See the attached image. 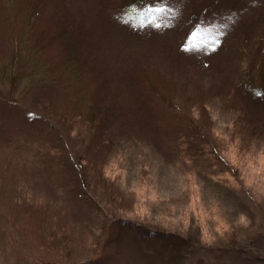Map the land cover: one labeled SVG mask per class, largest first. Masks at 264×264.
<instances>
[{"label":"rangeland","instance_id":"1","mask_svg":"<svg viewBox=\"0 0 264 264\" xmlns=\"http://www.w3.org/2000/svg\"><path fill=\"white\" fill-rule=\"evenodd\" d=\"M133 1L0 0V264H264V0Z\"/></svg>","mask_w":264,"mask_h":264},{"label":"trees","instance_id":"2","mask_svg":"<svg viewBox=\"0 0 264 264\" xmlns=\"http://www.w3.org/2000/svg\"><path fill=\"white\" fill-rule=\"evenodd\" d=\"M136 2H137L136 0L133 1L132 6L133 7H139L140 8L139 12H142V13L145 12L146 7H148V5H145V4L143 5L141 2H139L138 4L135 5ZM139 16H143V15H139ZM250 91H252V87H251ZM256 135H257V132H253V137H256ZM213 147H216L213 142L209 143V144H205V146L203 145V148H201V152L200 153H203L206 148L208 150L210 149L211 153H213ZM221 155H222V153H221ZM222 157H224V156L222 155ZM222 157L220 156L219 158H222ZM224 162H225V160H224ZM79 192L80 191H78V193ZM81 197L82 198H87V197L91 198L86 193L82 194ZM122 224H127V225L131 226L141 236V240L146 242L149 246H155V247H148L147 246L148 249H152L153 251H154L155 248H161L162 247V248H164V252L167 254V251H171V253H172L173 248H174V249H176V251L178 250V252L180 253V255H178V257L181 256V254L184 253L185 250L188 251L187 255H191V254L193 255L195 253L194 246L196 244L192 243L189 235H184V234L176 235L174 237H177V238H174L170 233L154 232V231H151V230H146V228H144L142 225H140V224H138L136 222H128V220H123ZM233 226L234 227H231L233 232L230 233L231 230H229L228 236L233 235V234L236 235V231L239 230V227L237 225H233ZM158 239L163 241V244L160 245L161 247H156L157 244L155 242H153V241H156ZM228 243L229 244H227L226 247L228 248L229 251H231L233 249L236 250L238 248L235 239H233L231 241L228 240ZM211 247L212 246H208V248H211ZM160 251L162 252V250H160ZM171 255H174V254H171ZM179 259H178V261L181 262V263H183V261L185 260V258H183V257H180Z\"/></svg>","mask_w":264,"mask_h":264},{"label":"snow or ice","instance_id":"3","mask_svg":"<svg viewBox=\"0 0 264 264\" xmlns=\"http://www.w3.org/2000/svg\"><path fill=\"white\" fill-rule=\"evenodd\" d=\"M199 45L193 41L190 45H187L186 47H189V48H194V47H198Z\"/></svg>","mask_w":264,"mask_h":264}]
</instances>
